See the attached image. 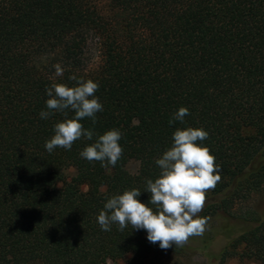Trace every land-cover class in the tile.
Masks as SVG:
<instances>
[{
  "label": "trees",
  "instance_id": "1",
  "mask_svg": "<svg viewBox=\"0 0 264 264\" xmlns=\"http://www.w3.org/2000/svg\"><path fill=\"white\" fill-rule=\"evenodd\" d=\"M71 76L98 83L103 111L80 121L92 140L49 153L55 124L75 113L41 119L45 90L78 86ZM181 107L190 114L170 125ZM188 127L208 132L198 143L221 169L198 214L205 229L217 225L167 250L131 225L101 230L111 197L139 189L149 204L156 159ZM113 129L123 149L115 167L81 157ZM263 191L264 0H0V264H185L198 254L264 264V213L213 221ZM218 237L226 244L213 252Z\"/></svg>",
  "mask_w": 264,
  "mask_h": 264
},
{
  "label": "clouds",
  "instance_id": "2",
  "mask_svg": "<svg viewBox=\"0 0 264 264\" xmlns=\"http://www.w3.org/2000/svg\"><path fill=\"white\" fill-rule=\"evenodd\" d=\"M54 68L56 76L63 75L64 69L60 64ZM70 79L78 86L54 83L45 90L50 98L46 101L48 111L42 110L39 114L41 119H48L53 111L66 114V110H71L75 113L73 118L55 124V135L45 142L49 153L57 147L71 150L73 143L82 137L92 140L94 132L85 129L80 121L90 118L95 123L96 114L103 111V105L95 96L98 83L76 76ZM189 114L187 108L181 107L169 124L183 122ZM208 136L203 129H177L173 133L172 146L155 161L161 169L159 178L154 182L151 179L146 181L145 192L151 194L149 204L156 206V210L137 199L141 195L139 189L126 190L104 204L97 217L101 230L111 231V225L118 224L119 230L123 231L131 225L133 230H145L147 240L152 244L158 243L162 250L173 245L183 247L190 237L202 236L207 218L198 214L204 208L206 193L214 190L221 180V169L215 163V157L210 149L198 143ZM120 140L119 130H109L85 147L80 155L89 162H101L102 167H115L123 154Z\"/></svg>",
  "mask_w": 264,
  "mask_h": 264
},
{
  "label": "rangeland",
  "instance_id": "3",
  "mask_svg": "<svg viewBox=\"0 0 264 264\" xmlns=\"http://www.w3.org/2000/svg\"><path fill=\"white\" fill-rule=\"evenodd\" d=\"M98 57H99V55L97 54V52H94L93 64H97L99 62ZM138 168H139V166L135 163L130 165V171L132 173H136ZM70 175H73V172H71ZM251 210H255L257 212L264 213V191L260 194L254 195L252 200L249 202L238 203L234 209L233 218L229 217V216H221L220 218L214 219L213 221H219L218 225L220 223H226L228 221H239V220L235 219V217H238V218L244 217ZM216 225H217V223H214V225L209 227V228L211 229L212 227H215ZM209 228H206L205 231H208ZM225 244H226L225 239H223L222 237H218L213 242L212 247H211V251L219 252L220 250H222L224 248ZM130 259H131L130 257H127L125 259L118 260V261L110 260L106 264H129ZM164 264H178V263L171 259V260H167L166 262H164ZM185 264H216V263L214 261L208 260L202 254H198V255L194 256L192 259H190V261H187ZM233 264H238V263L236 262Z\"/></svg>",
  "mask_w": 264,
  "mask_h": 264
}]
</instances>
